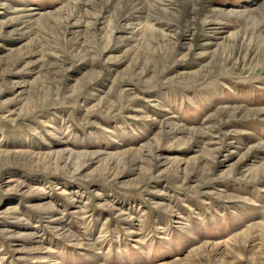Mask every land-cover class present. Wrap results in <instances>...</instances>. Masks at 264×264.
<instances>
[{
  "label": "rangeland",
  "instance_id": "obj_1",
  "mask_svg": "<svg viewBox=\"0 0 264 264\" xmlns=\"http://www.w3.org/2000/svg\"><path fill=\"white\" fill-rule=\"evenodd\" d=\"M0 264H264V0H0Z\"/></svg>",
  "mask_w": 264,
  "mask_h": 264
}]
</instances>
